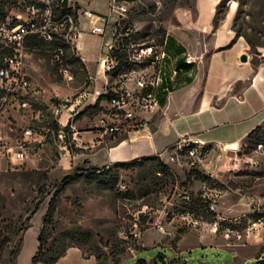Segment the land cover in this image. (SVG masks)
Returning a JSON list of instances; mask_svg holds the SVG:
<instances>
[{
	"label": "rangeland",
	"instance_id": "rangeland-1",
	"mask_svg": "<svg viewBox=\"0 0 264 264\" xmlns=\"http://www.w3.org/2000/svg\"><path fill=\"white\" fill-rule=\"evenodd\" d=\"M99 2L101 12L109 13L111 0ZM119 2L128 8L122 16L123 22L134 28L138 41L154 45L160 43L162 30L168 35L176 34L183 41L178 34L181 29L175 19V10L182 7L190 8L194 13L196 10V0ZM216 2L215 13L225 18L221 24L227 21L229 32L249 39L255 45H249L250 57L257 61L264 59V0ZM208 4L209 1L204 2L205 7ZM19 15L27 14L15 9V0H0V68L9 50L7 29ZM94 38L97 37L86 39L88 49L82 51V55L99 57V42L96 43ZM191 39L195 41L194 37ZM200 44L198 42V46ZM29 46L31 54L24 72L33 83L27 99L35 112L44 109L58 96L100 89V84L91 83L89 79L94 75L95 63L87 67L83 60L72 61L69 57L64 64L73 77L69 80L61 71L54 47L45 42L34 44V41ZM191 53L197 59L202 56L200 49ZM205 63L203 56L202 62L194 68ZM182 83L183 77H180L176 89L187 86ZM19 98H22L20 93L0 89L1 137L12 146L16 145V138L21 136L24 128L32 126L39 130L44 126L36 120V113L19 107ZM87 112L77 126L82 133L87 132L85 139L92 143H72L65 149L63 143L50 139L38 155L25 161L0 155V264H12L11 252L19 242L28 216H31L32 227L27 231V237L24 236L17 264H31L36 253L32 257L26 255L38 242V234L44 227L42 258H56L69 247H78L82 251H73L61 264H143L142 260L157 264H254L263 258L264 226L257 235L249 236L248 222L264 215V124L240 147L241 164H236V156L228 154L222 159L215 156L207 166L192 167L186 158L172 162L165 155L162 160L170 169L167 176H158L156 162L147 158L133 163L98 165L102 171L106 170L103 174L109 170L107 165L111 168L109 174L100 175L88 169L93 165L88 158L94 154L93 162H108L109 154L101 146L107 147L105 144L110 146V143L106 138L107 143L98 145L99 137L95 136L100 132L94 128L92 107ZM65 121L66 115L61 119L62 123ZM71 140L72 134L70 139L68 136L67 144ZM61 154L69 161L63 160ZM205 155H208L207 151ZM223 159L229 162L226 169L221 167ZM76 166H85L87 170L72 174L63 189L56 187V183ZM195 170L210 176L212 181L196 179ZM120 184H126L127 189L122 190ZM57 193L60 197L53 202ZM186 194L198 203L190 205ZM51 206L55 207L52 221L45 223ZM136 216H139L141 236L126 239ZM228 228L234 229V233L228 232ZM80 232L91 236H80ZM161 241L171 244L177 253L168 246L159 245ZM92 257L95 261L87 259Z\"/></svg>",
	"mask_w": 264,
	"mask_h": 264
},
{
	"label": "built area",
	"instance_id": "built-area-1",
	"mask_svg": "<svg viewBox=\"0 0 264 264\" xmlns=\"http://www.w3.org/2000/svg\"><path fill=\"white\" fill-rule=\"evenodd\" d=\"M92 2L93 0H16L15 9L27 15L17 16V24L9 25L7 29L9 51L0 68V89L8 93H20L22 98L18 99L19 107L36 113V120L44 126L39 130L32 126L24 128L21 136L16 138L15 146L2 140L0 132V155L9 156L11 160L25 161L38 155L50 139L63 143L65 149L72 143H92L82 136L77 123L102 96L107 98L99 104V110H92L94 128L100 132L98 145L107 143L106 138L116 140L124 136L130 139L135 132L150 131L149 115L159 106L160 94H166L167 97L172 94L184 73L183 69L177 67L175 58L167 51L166 39L163 44L156 45L138 41L134 28L123 22L122 16L128 12L125 4H121L119 0H111L110 12L103 14L91 8ZM83 35L100 38L102 42L97 75L89 78L91 83L100 84V89L85 90L72 96H58L44 109L35 112L27 99L33 83L24 72L31 54L30 42L38 39L47 44L65 43L79 57V41ZM64 54V49L58 48L55 57L62 65L61 71L71 80L73 77L69 74V69L64 67ZM184 59L187 65H196L202 62L203 56L199 60L187 53ZM64 115L66 121L62 123ZM70 134L73 140L67 144ZM205 148L197 136L186 134L180 136L177 142L158 157L162 160L167 155L172 162L186 158L187 163L194 167L201 162ZM64 156L61 154V158ZM235 161L238 164L237 158ZM107 167L110 168L109 165ZM157 175L163 177L161 172H157ZM120 188L125 190L127 185L120 184ZM185 198L191 200L187 194ZM138 222L139 216H136L126 239L141 236ZM248 223L249 236L257 235L264 226V215L249 219ZM227 231L234 233L235 230L228 228Z\"/></svg>",
	"mask_w": 264,
	"mask_h": 264
},
{
	"label": "crops",
	"instance_id": "crops-1",
	"mask_svg": "<svg viewBox=\"0 0 264 264\" xmlns=\"http://www.w3.org/2000/svg\"><path fill=\"white\" fill-rule=\"evenodd\" d=\"M205 1H209L206 7ZM92 3L91 8L102 13L99 0H93ZM216 5V0H196L195 13L185 7L175 10V19L181 29L178 34H181L183 41L174 33L170 36L184 48V54L200 49L206 59L205 65H198L196 69L194 68L195 71L192 69L187 74L193 77L192 83L187 84L183 78L182 84L187 86L176 89V84L168 97L166 94H160L159 100L166 98V103L163 106L159 103L161 107H155L149 115L152 121L150 131L135 132L131 134L130 139L119 138V141L118 138L107 139L110 146L105 144L107 147L101 146V149H106L109 161L102 164L95 163L92 154L88 159L93 165L122 163L158 156L177 142L180 136L186 134L197 136L206 147L205 151L208 155L204 153L199 166H207L208 161L215 156H220L222 159L228 154L236 156L238 164H241L240 147L256 128L264 124V59L256 61L250 57L248 42L243 37L237 38L229 32L227 21L217 28L214 26ZM90 37L93 38L91 35H83L80 39L79 57L87 67L95 63L94 75H97L99 57L82 55V51L88 49L86 39ZM192 37L195 41L191 39ZM94 40L96 43L99 42V55L102 42L100 38ZM234 40L235 42L232 43ZM198 42L201 43L200 46ZM243 54L248 55L247 62L241 61ZM262 57L264 58V51ZM98 77H101V74H98ZM86 133H82L84 138H87ZM65 159L66 162L69 161L66 155L63 157V160ZM223 162L221 167L226 169L229 162L224 159ZM27 231L24 234L25 238ZM39 237L40 233L38 242L31 246L26 257H32L37 253ZM181 243L182 241L177 243V246L179 247ZM159 245L168 246L175 251L171 244H162L161 241ZM75 250L82 253L80 248L70 247L57 264H61ZM87 259L95 261L93 257ZM145 261L146 264H157L149 260ZM17 262L19 263V257Z\"/></svg>",
	"mask_w": 264,
	"mask_h": 264
},
{
	"label": "trees",
	"instance_id": "trees-1",
	"mask_svg": "<svg viewBox=\"0 0 264 264\" xmlns=\"http://www.w3.org/2000/svg\"><path fill=\"white\" fill-rule=\"evenodd\" d=\"M15 3H16V0H15ZM217 15L218 14H216L215 19H214V26L216 28L219 27V25H221V22L225 19L224 17L217 16ZM15 24H17V20L12 23V25H15ZM161 33H162V38L160 40V43L163 44L164 41H165V39L167 40V45H166L167 51L175 58L177 67L179 69H183V72L184 73L181 74V76H180L181 79L183 77L184 80H185V82L187 84L192 83L193 77H189V76H187V74L194 68V65H187L185 63V59H184V57H182V55L185 53L184 48L182 46L178 45L177 42L175 41V39L173 37H171L170 35H168L165 30H162ZM236 37L239 38L241 36H236ZM246 40H247V42L249 43V45L251 47H255V45L249 39H246ZM42 42L43 41L38 40V39H35L34 40V44H36V43H39L40 44ZM234 42H235V40L232 43H234ZM49 44L52 47H54V49H58V48H63L64 49V51H65V54L63 56V63L64 64H67V60H69V57H71L70 60L72 59V61H79V60H81V58H79L78 56H76L73 53V51L71 50L70 46L67 45V44L61 43V42H52V43H49ZM106 98H107L106 96H102L98 100L97 104L94 107H92V110L93 111H98L99 110V104L103 100H105ZM159 103L162 106L165 105L166 98H160ZM260 129H261V126L258 127V128H256V130H254L249 135V138H251ZM147 159H152L153 161L156 162V164H155V168H156V171L155 172L156 173L157 172H161L163 174V176H167V175L170 174V169H169L168 164L164 163L158 156L149 157ZM135 161L136 160H132L129 163H133ZM88 169L92 170L94 173H98L99 172L100 175L109 174L110 173V170H111V168H109V170L107 172H105V174H103V172L106 171V170L103 169V171H102V167L92 165V166L88 167ZM83 170H87V168H85V166H76V167L71 168V170H70V173L71 174L69 173L68 176L62 178L60 180V182H57L56 183V187H58L59 189H63V185L66 184L68 180H70L72 174H74L77 171H83ZM194 174H195L196 179H199L201 181H204V182L212 181V178L210 176L205 175L203 172H201L199 170H195L194 171ZM59 197H60V193H57L55 195V197L53 198V202L57 201V199ZM197 203H198V200L195 201V200H192V198H191L190 205H194V204H197ZM54 211H55V207H52L51 206L49 208V210H48V218L45 219V223H47V222L48 223H51L52 218H53L52 216L54 215L53 214ZM31 227H32L31 216H28L26 218L24 224H23L22 235H21V237L19 239V242L15 245V247L13 248V250L11 252V255H12L11 262H12V264H17V257H18V255L20 253V250H21V246H22L23 239H24V234ZM44 233H45V227L40 232L39 249H38L36 255L33 257L31 264H57L58 261L60 260V258H62L66 254V252L68 250V249H66V250L62 251L56 258H53V259H50V260H47V259L42 258V241H43V235H44ZM78 235L83 236V237H87V238H89L91 236L90 233H86V232H80V233H78ZM141 263L146 264V261L145 260H142ZM98 264H100V263H98ZM254 264H264V256H263L262 259L257 260Z\"/></svg>",
	"mask_w": 264,
	"mask_h": 264
},
{
	"label": "water",
	"instance_id": "water-1",
	"mask_svg": "<svg viewBox=\"0 0 264 264\" xmlns=\"http://www.w3.org/2000/svg\"><path fill=\"white\" fill-rule=\"evenodd\" d=\"M241 61H242V62H247V61H248V55H247V54H243V55L241 56Z\"/></svg>",
	"mask_w": 264,
	"mask_h": 264
}]
</instances>
